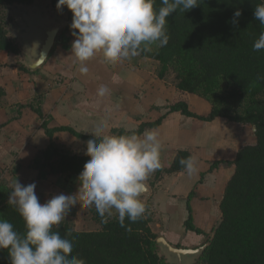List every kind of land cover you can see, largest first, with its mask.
<instances>
[{
	"label": "crops",
	"instance_id": "0c3cea01",
	"mask_svg": "<svg viewBox=\"0 0 264 264\" xmlns=\"http://www.w3.org/2000/svg\"><path fill=\"white\" fill-rule=\"evenodd\" d=\"M73 40L67 33L54 50L56 41L44 64L29 69L30 72L20 71L18 66L0 67V87L4 90L0 97V181L7 182L11 189L16 179L23 185L35 183L40 203L55 195L76 194L79 175L68 179L62 174H50L48 168L41 167L44 160L38 165L35 159L49 148L51 140L61 149L83 156L89 139L78 138L66 130L56 131L51 139L43 123L49 129L67 128L92 137L90 133L101 122L106 124L105 134L113 135L114 129L135 131L142 123L164 117L159 127L147 128L159 132L161 167L146 181L148 199H141L148 204L150 228L158 239L164 238L180 249L203 247L211 238L208 234L221 220L220 204L227 181L234 173L233 165L213 170L211 165L236 158L246 139L245 134L237 131L239 124L224 118L208 122L180 112L168 113L169 104L182 95L158 77V62L140 55L109 63L99 53L87 62L89 71L82 75L71 54ZM22 56L21 65L26 67ZM101 85L110 89L103 98L97 95ZM186 98L193 113L210 115L207 100L194 94ZM182 150L190 151L196 158L197 172L191 176L185 170L166 173ZM81 209L86 214L97 213L95 207L77 204L71 209L75 212H70L64 221L79 218ZM190 217L199 233L188 229L186 222Z\"/></svg>",
	"mask_w": 264,
	"mask_h": 264
},
{
	"label": "trees",
	"instance_id": "16d2710c",
	"mask_svg": "<svg viewBox=\"0 0 264 264\" xmlns=\"http://www.w3.org/2000/svg\"><path fill=\"white\" fill-rule=\"evenodd\" d=\"M34 0H0V52L17 54L16 43L8 36L7 19L3 10L13 5H31ZM58 0H52L56 8ZM264 0H199V5L190 11L179 10L167 18L170 40L167 46L151 45V51L140 56L159 63L157 72L161 80L170 73L175 76L174 86L182 97L174 99L167 107L168 113L180 112L190 118L214 121L226 118L235 124L255 128V143L241 146L233 161H217L211 170L233 165L235 170L229 179L220 204L221 220L214 228L213 237L195 264H264V50L253 51V44L264 26L255 20L253 12ZM161 6L156 0L154 7ZM237 25L231 21L235 11ZM63 12L68 24L58 36L54 50L65 33L71 35L72 13L65 7ZM72 36V35H71ZM20 48V47H19ZM19 70L30 72L24 65ZM227 88L228 100L224 97L219 104L212 96ZM194 94L211 104V113L202 117L190 110L186 95ZM4 90L0 87V97ZM223 95V96H224ZM35 109V108H34ZM38 115L42 112L35 109ZM164 117L152 123H142L135 131L114 129L113 135H141L147 128H157ZM43 128L48 137L60 130L70 131L78 138L92 139L67 128ZM192 156L190 151H179L166 173L184 171L181 158ZM48 168L50 174H62L66 178L79 175L89 157L73 155L57 146L53 140L46 151L36 157L35 163ZM11 188L0 181V219L13 224L14 230L24 234L23 219L14 207L7 204ZM149 207L136 222L127 218L121 227L117 216L104 222L98 213L93 219L100 228L94 231H78L68 221H63L54 231L73 244L72 255L83 258L86 264H168L158 253V236L150 228ZM75 212L71 210V213ZM191 217L186 222L188 229L196 230ZM0 264H10L7 250H0Z\"/></svg>",
	"mask_w": 264,
	"mask_h": 264
},
{
	"label": "clouds",
	"instance_id": "9594fccd",
	"mask_svg": "<svg viewBox=\"0 0 264 264\" xmlns=\"http://www.w3.org/2000/svg\"><path fill=\"white\" fill-rule=\"evenodd\" d=\"M155 4L156 0H58L57 10L66 7L73 16L71 54L78 71L86 75L87 62L99 53L116 63L151 51L153 44L167 46V18L178 10L190 11L199 0H160L158 9ZM241 14L235 11L234 26ZM253 15L264 26V3L257 4ZM260 50H264V31L253 44V51ZM109 92L106 85L97 89L100 98ZM105 127L103 122L97 125L86 142L84 155L89 159L77 178L76 194H59L40 203L35 183L23 185L16 179L12 184L7 204L23 219L26 231L22 235L12 223L0 219V250H7L10 264H86L72 255V242L54 231L77 204L95 207L104 222L115 210L121 227L125 218L134 223L145 214L141 197L149 191L146 181L161 167L159 132L146 129L141 135H111L105 134ZM179 163L189 176L198 170L193 156Z\"/></svg>",
	"mask_w": 264,
	"mask_h": 264
},
{
	"label": "rangeland",
	"instance_id": "374dc122",
	"mask_svg": "<svg viewBox=\"0 0 264 264\" xmlns=\"http://www.w3.org/2000/svg\"><path fill=\"white\" fill-rule=\"evenodd\" d=\"M51 1L52 0H34L33 4H31V5H13V6L5 8L3 10L2 14L6 17L5 19L9 18L7 20V25H6V29L8 31V36L12 41H14V43H16L17 48L19 49V52H17V54L6 52V51L0 52V58L2 59L1 61L3 62L2 63L3 66H2L1 61H0V67L1 68L4 69V67H7V68L11 69V67H16V66L19 67L21 65V57L23 58V56H22L23 52L21 51V48H19L20 47L19 45L21 44V40H22V38H24L25 32L27 31L26 27H27L29 16H30L29 21H31V22L35 18H38V20L39 19L46 20L48 16L54 20L59 18L58 20H60V21H67V17L64 14L63 9L58 11L57 9L53 8ZM63 29L60 30V32L58 33V36L63 31ZM66 34L67 33H65L64 36ZM58 36L56 38V41L58 40ZM158 69H159V63H158L157 72H158ZM0 70L2 71V69H0ZM3 72H4V70H3ZM173 75H174L173 73H170L168 78L166 80H164V82L167 85H173L174 86V81H175L174 77L175 76H173ZM226 93H227V88L223 87L222 91H219L212 96V100L214 101V103L219 104V106L223 107V105H221L219 102L224 97H226V101L228 100L227 95L226 96L224 95ZM210 106H211V104H210ZM224 119H226V118H224ZM226 120L229 121L228 119H226ZM236 128H237V126H234L233 131H235ZM237 131L245 134L244 136L246 139L243 140V145L255 143L256 139H255V128L254 127L239 124ZM234 170H235V168H234ZM227 183H228V181H227ZM226 186H227V184H226ZM225 189H226V187H225ZM147 199H148V197H147ZM78 212L81 213L79 218L76 219L75 217H73V219H72V217H70L68 219V222L71 223V225H73L74 228L76 227L77 229H80L79 231L96 230V229L100 228L99 224L94 221L92 212H90L91 214H89V213L86 214V212L83 211L82 209ZM114 214H118V213H116L115 210H113L112 215H114ZM148 214L151 216L150 210L148 211ZM213 231H211L208 234L210 237H212Z\"/></svg>",
	"mask_w": 264,
	"mask_h": 264
},
{
	"label": "water",
	"instance_id": "95a60500",
	"mask_svg": "<svg viewBox=\"0 0 264 264\" xmlns=\"http://www.w3.org/2000/svg\"><path fill=\"white\" fill-rule=\"evenodd\" d=\"M58 19L54 20L48 16L46 20L35 18L31 22L29 16L27 31L20 44L28 69L35 70L41 67L49 57L58 33L68 24V21ZM149 195L150 191L142 197H149ZM157 245L158 253L166 259L168 264H195L206 247L180 249L172 246L164 238L157 239Z\"/></svg>",
	"mask_w": 264,
	"mask_h": 264
}]
</instances>
